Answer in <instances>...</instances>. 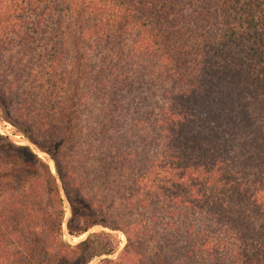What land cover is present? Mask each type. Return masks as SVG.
<instances>
[{
	"label": "trees",
	"instance_id": "trees-1",
	"mask_svg": "<svg viewBox=\"0 0 264 264\" xmlns=\"http://www.w3.org/2000/svg\"><path fill=\"white\" fill-rule=\"evenodd\" d=\"M0 264H264V0H0ZM32 132V135H31Z\"/></svg>",
	"mask_w": 264,
	"mask_h": 264
},
{
	"label": "rangeland",
	"instance_id": "rangeland-1",
	"mask_svg": "<svg viewBox=\"0 0 264 264\" xmlns=\"http://www.w3.org/2000/svg\"><path fill=\"white\" fill-rule=\"evenodd\" d=\"M0 134L2 136H7L9 140H11L14 144L16 145H28L34 152H36L42 159H44L50 166L52 172L55 174V168L52 159L45 154L44 152H41L38 150V148L30 141L28 140L25 136L16 134L14 132V127L4 120L2 118V112L0 110ZM32 135V132H31ZM19 152L15 150L13 147L8 145L7 141L6 142H0V166L7 163L10 158L13 156H17ZM61 195L63 197V202L65 205L66 209V216L63 224V229H64V239L69 242L70 244H77L82 240H85L90 234L92 233H99V232H105L109 234L111 239L113 240V243L116 245V250L114 251L113 254L111 255H100V256H92L93 250L89 248H84L80 250V254L82 256L80 262L78 260L75 261H61L60 264H97L99 260L108 258L111 260H115L117 256L120 254V251L123 249V247L126 244V238L125 235L115 229H109L106 227H103L101 225H96L90 228L87 232L85 233H80L77 235H70L66 229V221L70 217V208L67 199L64 197L63 192L61 190Z\"/></svg>",
	"mask_w": 264,
	"mask_h": 264
}]
</instances>
